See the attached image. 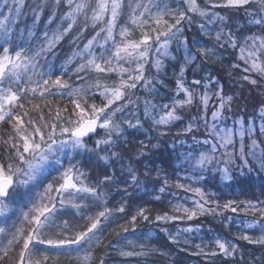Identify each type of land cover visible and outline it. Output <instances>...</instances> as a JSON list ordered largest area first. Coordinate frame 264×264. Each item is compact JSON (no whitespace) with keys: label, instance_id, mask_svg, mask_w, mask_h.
Here are the masks:
<instances>
[{"label":"snow or ice","instance_id":"snow-or-ice-1","mask_svg":"<svg viewBox=\"0 0 264 264\" xmlns=\"http://www.w3.org/2000/svg\"><path fill=\"white\" fill-rule=\"evenodd\" d=\"M56 2L60 4L61 0ZM63 2L68 11L61 19V25L66 23L67 27L62 31L59 26L51 32L44 31L43 42L31 46L17 44L12 39V25L18 21L21 11L19 5L23 0H11V3L3 0L7 14L0 11V126L9 125L13 130L8 139L3 141L7 150H0L4 151L0 155V243L7 240L5 250L0 254V261L7 257L8 248L19 244L20 251L14 264H48L50 255L58 258L71 253H77L81 264H92V252L101 240L99 233L104 230L103 224L109 221L112 214V209L106 206L102 185L111 183L113 177L105 175L102 179L97 178L93 184L89 175L82 170L77 158L92 151L86 139H91L103 130L104 136L96 141V148L100 149L101 145L111 148L124 134L123 124L128 127L142 126L139 118L133 124L125 112L136 104L133 100L135 90L139 86L147 88L151 83L145 75L146 70L155 68L158 72L163 66L164 58L171 55V44L183 35L185 25L192 22L189 13H196L204 18L200 29L205 35L211 34L210 26L224 20L215 11L201 9L196 0H177L176 4L166 3L165 0H147L146 3L137 0L134 6L128 3L131 12L125 25H120L118 21L124 13L126 0ZM251 2L252 0H224L223 3H212L211 9L239 10ZM260 3L261 13H248L252 16L249 22L259 29L258 32L243 37L242 41L231 31L226 34L223 31L217 32L215 38L221 48L227 45L234 50L238 49L237 59L245 66L241 68L237 63L232 65L233 68L244 73L254 72L264 78V0H260ZM13 12L16 13L15 16L12 15ZM256 16L260 18L257 19ZM79 17H83V30L91 27L94 35L74 54L81 61L75 73L82 83L72 87L65 78L68 69L63 66L59 70L54 69L47 57L56 44L73 29ZM166 17L174 22L170 23ZM53 22L54 18L48 21L49 24ZM137 29L140 30V36L133 39L132 34ZM180 44L184 47L186 60L197 58L195 53H190L187 37L180 40ZM196 52L203 56L208 54L207 50L199 46L196 47ZM89 73L96 75L90 78ZM183 73L182 67L181 77ZM113 74L118 79H114ZM242 78L250 80L252 84L257 83L249 75ZM212 83V78H208L206 82L204 78L193 80L190 88L185 86L183 79H178L177 96L183 94V98L160 105L163 115L158 119L152 115L158 106L145 101L144 117L151 119L157 126H167L179 121L182 117L177 114V109L191 106L196 95L195 89L203 88L200 95L202 115L199 119L203 121L206 138L197 140L193 136V145L189 146V151L183 158L190 165L192 175L185 178L191 181L196 173L205 171L215 162L217 170L222 171L226 179H230L227 175L228 165L234 164L237 159L242 167L250 168L252 161L264 169V106L247 120L239 118L229 126L223 112L232 98L217 91L215 96L218 103L209 120L207 113L212 97L208 89ZM65 89L67 91H63ZM49 97L66 98L72 107L69 109L67 106H57L53 114V109L48 104ZM97 97L100 104L95 102ZM26 103L31 107L26 108ZM193 127V124H189L185 132L193 131ZM246 139L250 141L247 150ZM237 144L239 148L236 147ZM220 163L225 167L219 168ZM49 176L53 179L49 180ZM136 179L132 175V180ZM178 187L200 197V200H193V208L179 203L173 205V210L182 212L188 220L198 214L215 212L219 208L218 203L216 208L205 207V203L209 201L205 200V193L200 187L189 188L183 184ZM160 191L164 192V187ZM201 200L205 202L201 203ZM233 204L234 201H229L223 208L237 212V207ZM93 209L102 210L93 215ZM116 211L123 212V206ZM244 211H251L253 214L259 212L260 220L242 222V226L247 229L259 227L262 235L259 239H252L248 234L239 238L249 243L264 244V205L247 203ZM69 214L73 217L79 215L81 219L87 220V226L76 230L74 224L78 222L61 220V217ZM137 217L149 220L144 208L131 216L133 226ZM178 219L182 217L169 216L167 213L156 216L157 222ZM123 230L128 232V228ZM183 231L192 232L193 229L189 227ZM128 243L133 246V250H121V256L144 254L134 250L135 245L131 240ZM216 245L225 255H232L235 251V245L230 241L217 239ZM140 247L143 248L144 245ZM38 252L42 258H37ZM211 255L216 253L212 252ZM100 264H105V261L101 259Z\"/></svg>","mask_w":264,"mask_h":264},{"label":"trees","instance_id":"trees-1","mask_svg":"<svg viewBox=\"0 0 264 264\" xmlns=\"http://www.w3.org/2000/svg\"><path fill=\"white\" fill-rule=\"evenodd\" d=\"M136 2L137 0H126L124 13L118 21L120 25L128 23L131 12V8L127 6L128 3L134 6ZM140 2L146 3L147 0H140ZM165 2L176 4L177 0H165ZM196 2L201 9L216 11L224 17V20L210 26L211 34L205 35L200 29L204 18L196 13H189L192 22L190 25H185L183 35L171 44L169 49L171 55L164 58L163 66L158 72L155 68L146 70L145 75L151 83L147 88L139 86L135 90L133 100L136 104L130 106L125 112L133 124L136 123V118H139L142 126L128 127L127 124H123L124 134L119 137L115 145L111 148L101 145V148L97 149L96 141L104 136L103 130H100L91 139H86L92 151L77 158L82 170L89 175L93 184L97 178L102 179L105 175L113 177L111 183L102 185L104 199L107 201L106 206L112 209V214L109 221L103 224L104 230L99 233L101 240L92 252V264H100L101 259L105 261V264H264V244L249 243L239 238L248 234L252 239H259L262 235L259 227L243 228L242 222L260 220L259 212L255 214L251 211L245 212L244 206L247 203L264 205V169L252 161H250V168L242 167L240 160L237 159L234 164L228 165L227 175L230 179H226L225 174L217 170L215 162L205 171L196 173L191 181L185 178L192 175L190 165L183 158L188 153L189 146L193 145V136L197 140L206 138L203 121L199 119L202 115L200 95L204 89L200 87L195 89L196 95L191 106L177 109V114L182 117L179 121H174L167 126H157L151 119L144 117L145 101L158 106L152 112V115L158 119L160 115H163L160 105L170 104L173 99L183 98V94L177 96L178 79H183L185 86L190 88L193 80L204 78L206 82L208 78L213 79L208 89L212 97L207 113L209 120L214 106L218 103L215 96L217 91H222L225 97L232 98L223 112L229 126H232L233 121L239 118L247 120L264 106V78L254 72L244 73L240 69L233 68L232 65L237 63L241 65V68L245 66L237 59L238 49L234 50L227 45L221 48L215 38L217 32L223 31L226 34L231 31L238 40L242 41L243 37L258 32L259 29L249 22L252 16L248 13H261L260 0H252L249 5L239 10L211 9L212 3H223L224 0H197ZM19 6L21 11L18 21L12 25L14 29L12 39L17 44L31 46L42 43L44 31L51 32L58 26L62 31L67 27L66 23L61 25V19L68 11L63 0L60 4H57L56 0H23ZM0 11L7 14L3 0H0ZM12 15L15 16L16 13L13 12ZM50 18H54L52 24L48 23ZM256 18L260 17L256 16ZM166 19H169L170 23L174 22L168 17ZM82 21L83 17H79L73 29L56 44L47 57L54 69L59 70L62 66L68 69L65 78L72 87L82 83L76 78L75 73L81 61L74 54L81 50L94 35L91 27L83 30ZM139 36L140 30L137 29L133 32L132 38L138 39ZM184 37H187L190 53L196 54L195 60L185 59V50L180 44V40ZM197 46L207 50L208 54L203 56L197 53ZM182 67L184 73L181 77ZM95 75V73H89L90 78H94ZM244 75H249L250 79H256L257 83L252 84L250 80H244L242 78ZM113 78L118 79L115 74ZM95 102L100 104L99 97ZM48 104L52 107L53 114L57 106L61 108L67 106L69 109L72 107L66 98L49 97ZM41 106L44 107L43 104ZM25 107L31 106L26 103ZM189 124L194 125L193 131L185 132ZM258 126L259 121H257ZM12 131L9 125L0 126V150H7L3 141L8 139ZM181 141L184 143L182 144ZM249 143L250 141L246 139V150ZM197 147L200 146L197 145ZM236 147L239 148V144ZM3 154L4 151H0V155ZM223 167L225 165L220 163L219 168ZM132 175L137 177L136 181L132 180ZM48 179L52 180L53 177L49 176ZM179 184L189 188L200 187L205 193V200L209 201L205 203V207L216 208L218 203L219 208H216L215 212L198 214L197 217L188 220L182 212L174 211L173 205L179 203L193 208V200H200V197L192 191H185L178 187ZM161 187H164V192L160 191ZM229 201L235 202L233 206L237 207V212L223 208V205ZM121 206L124 211H116ZM140 208L145 209L149 220L144 221L137 217V222L133 226L130 222L131 216L135 215ZM99 210L102 209H93L91 214L94 215ZM165 213L169 216L182 217V219L157 222L156 216ZM65 219L78 222L74 224L76 230H82L88 224V221L81 219L79 215L73 217L69 214L61 217V220ZM189 227L193 229L192 232L183 231ZM124 228H128L127 233L124 232ZM217 239L234 244L233 254L225 255L220 252L216 245ZM129 240L135 245L136 252L144 254L132 257L121 256V250H133V246L128 243ZM5 245L7 240L0 243V254H3ZM140 245L144 247L141 248ZM19 251L20 245L13 244L7 249L8 255L4 261H0V264H14V261L18 259ZM230 251H232L231 248ZM212 252L216 255H211ZM37 258H42L39 252ZM48 264H81V261L77 259V253H71L58 258L50 255Z\"/></svg>","mask_w":264,"mask_h":264},{"label":"rangeland","instance_id":"rangeland-1","mask_svg":"<svg viewBox=\"0 0 264 264\" xmlns=\"http://www.w3.org/2000/svg\"><path fill=\"white\" fill-rule=\"evenodd\" d=\"M197 1V0H196ZM216 12V11H215Z\"/></svg>","mask_w":264,"mask_h":264},{"label":"water","instance_id":"water-1","mask_svg":"<svg viewBox=\"0 0 264 264\" xmlns=\"http://www.w3.org/2000/svg\"><path fill=\"white\" fill-rule=\"evenodd\" d=\"M93 136H94V135H93ZM93 136H92V137H93Z\"/></svg>","mask_w":264,"mask_h":264}]
</instances>
